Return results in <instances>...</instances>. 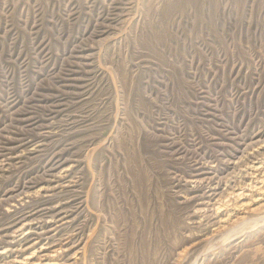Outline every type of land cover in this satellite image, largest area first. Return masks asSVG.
<instances>
[{
  "label": "rangeland",
  "instance_id": "374dc122",
  "mask_svg": "<svg viewBox=\"0 0 264 264\" xmlns=\"http://www.w3.org/2000/svg\"><path fill=\"white\" fill-rule=\"evenodd\" d=\"M0 264H264V0H0Z\"/></svg>",
  "mask_w": 264,
  "mask_h": 264
},
{
  "label": "bare ground",
  "instance_id": "6f19581e",
  "mask_svg": "<svg viewBox=\"0 0 264 264\" xmlns=\"http://www.w3.org/2000/svg\"><path fill=\"white\" fill-rule=\"evenodd\" d=\"M254 168H255V169H259V168H261V166H260V165H256ZM244 193H245V191L240 190L239 192L235 193L234 196L241 197V196H244V195H243ZM230 195H231V194H230ZM219 202H221V201H219ZM221 203H222V202H221ZM227 205H229V203H228ZM227 205H226V206H227ZM237 206H238V205H237ZM239 206L242 207L243 204H240ZM220 207H221V205H220ZM23 233H24V232H23Z\"/></svg>",
  "mask_w": 264,
  "mask_h": 264
}]
</instances>
